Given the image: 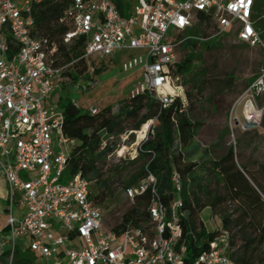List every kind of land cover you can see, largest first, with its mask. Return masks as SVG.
Here are the masks:
<instances>
[{
  "label": "built area",
  "instance_id": "obj_1",
  "mask_svg": "<svg viewBox=\"0 0 264 264\" xmlns=\"http://www.w3.org/2000/svg\"><path fill=\"white\" fill-rule=\"evenodd\" d=\"M42 2L0 0V178L8 212L0 235L7 228L9 264L18 241L26 242L41 264H187L179 174H171L176 193L171 204L153 195L147 224L127 225L120 234L103 229L102 212L89 199L91 183L80 173L65 175L68 148L75 141L65 136L63 114L52 95L70 81L68 73L76 74L80 60L86 69L73 87L86 93L99 84L90 58L112 59L121 50H139L120 65L124 74H140L128 97L148 94L167 107L183 88L172 73L185 40L179 34L197 26L200 18L214 25L213 37L231 36L264 55V38L255 28V0H70L60 19L70 25L62 45L67 52L77 47L81 57L69 60L56 53L48 38L34 34L32 9ZM89 112L95 114L96 108ZM262 121L264 68L229 110L226 128L233 148L235 132L259 129ZM120 151L118 157L125 159ZM155 183L147 173L124 190V197L132 203L148 188L153 191ZM231 252L230 234L221 230L190 264H237Z\"/></svg>",
  "mask_w": 264,
  "mask_h": 264
},
{
  "label": "trees",
  "instance_id": "obj_2",
  "mask_svg": "<svg viewBox=\"0 0 264 264\" xmlns=\"http://www.w3.org/2000/svg\"><path fill=\"white\" fill-rule=\"evenodd\" d=\"M69 5L70 0H43L32 9L34 34L48 38L56 45V53L66 60L81 57L77 47L67 52L62 45V36L70 29V25L61 23L60 19L66 17ZM254 20L256 30L264 38V0H255ZM209 25L208 20L200 18L196 27ZM197 28L186 30L184 36L182 35L185 38L182 47L187 50V54L172 72L174 77L181 79L182 87L184 82H190L191 88L184 93V98L176 97L169 106L163 107L158 99L144 94L134 99L127 96L117 106L107 105L91 114L89 109L78 107L70 98L59 97L63 132L75 141L65 175L80 173L91 183L89 199L100 211L110 209L115 203L114 190L111 187L115 178L127 176L122 186L124 195V190L136 186L147 173L155 177L153 191L148 188L143 194L136 195L132 203L125 198L128 209L120 214L113 227H103L120 234L127 225L139 227L141 223H148L146 209L153 195H157L165 206L171 204L176 196L171 174L176 171L181 180L179 196L185 212L182 222L183 238L187 247L185 262L190 264L208 248V242L219 231L226 230L231 238L230 257L237 264H264V187H261L253 176L246 174L244 166L243 169L237 167L232 146L226 150H202L195 144L202 123L193 115L196 108L192 104V97L195 94L191 92L197 90L199 94L203 89L213 90L207 102L214 104V98L233 85V78L229 76L226 78L227 82H216L215 85L201 79L205 77L206 71L195 66V62H200L201 59L200 53L196 52V44L201 43L205 50H211L219 46L220 38L200 42V31ZM7 39L10 43V36H7ZM261 58L260 68L257 74L246 81L247 86L264 68L262 52ZM195 68L198 69L194 71ZM85 69L84 60L77 62L76 74L68 73V84L76 83ZM95 73L98 74L97 71ZM149 121H152V125L147 137L139 144L135 156L128 162L129 166L115 165L107 174L103 173L99 164H103L114 152L117 146L114 139L128 133V137L132 139L133 134ZM200 153L201 159L210 157V160L202 164L193 162L192 158ZM197 167L201 174L196 172ZM261 167L264 169V166ZM254 183L259 185L261 190L256 188ZM247 201L249 202L246 203ZM233 203L236 207H242L241 215L236 219L228 212L224 214L218 209L223 204ZM205 208H210L213 215L218 214L221 220L219 231H206L200 220V213ZM234 226L240 227L239 234L243 240L239 250H234ZM248 227H252L254 234L246 232ZM3 232L7 233V228H4ZM9 255V248L0 251V263L9 264ZM36 260L37 257L28 249L21 253L15 248L11 264H36Z\"/></svg>",
  "mask_w": 264,
  "mask_h": 264
},
{
  "label": "rangeland",
  "instance_id": "obj_3",
  "mask_svg": "<svg viewBox=\"0 0 264 264\" xmlns=\"http://www.w3.org/2000/svg\"><path fill=\"white\" fill-rule=\"evenodd\" d=\"M17 3L21 5L20 2ZM195 28L197 27H193V29ZM197 30L200 31V42L205 43L210 38L218 40L217 37H213L215 36V28L212 24L209 26H201L200 28L198 27ZM183 34H179L180 38ZM183 38L184 37L181 39ZM196 52L200 53L201 59L200 62H195V66L204 68L206 71L205 77L201 79L215 85L216 82H227L226 78L229 76L233 78V85L230 89L223 90L221 95L216 96L214 98V104L212 102H207V98L212 94L213 90L203 89L199 94L197 90L191 92L195 94L192 97V104L196 108L193 115L202 123V128L196 136L195 144L202 150L209 148L213 150H218L220 148L221 150H226L230 146L233 147V139L229 136L226 128L229 110L234 100L247 87L246 81L257 74L260 68L259 63L262 61L261 52L258 48H246L243 47L242 44L237 43L234 39L224 37L220 38L219 46L211 50H205L201 43H197ZM138 54H140L139 50H121L112 59L90 58L88 63L98 72V86L89 92L83 93L80 89L74 88L73 85L67 83L61 85L55 93H53L52 100L56 101L59 97H67L82 109H99L107 105L117 106L128 96L130 84L140 78V74L130 78L128 74L122 73L120 71L121 62L128 57ZM186 54L187 50L180 45L177 50L178 59L181 61ZM198 68H195L194 71ZM177 83L180 85L181 79H179ZM190 88V82H184V87L179 92V95L184 98V93L189 91ZM215 104L217 105L216 109ZM151 125L152 123L150 121L144 124L139 131L133 134L132 139L128 137L129 133L114 139L117 145L114 152L103 164H99V168L102 172L107 174L115 165H122L123 167L129 166L128 162L135 156V150L142 140L147 137ZM234 139L235 148H233V152L237 167L243 169L244 166L246 174H248V176H253L254 180L258 181L261 187H264V169L261 167L264 166V121H262L261 127L254 131L247 133H242L240 131L235 132ZM68 149L71 153L73 147L70 146ZM122 150L125 159L118 157V152L120 151V154H122ZM209 160L210 157L201 159V153L192 158V161L198 164H202L203 162L207 163ZM196 172L201 174L198 167L196 168ZM126 178L127 176H122L120 178H115L112 182L111 187L114 190L115 203L110 209H101L103 227L105 229L113 227L120 214L128 209V202L123 195L122 187ZM253 185H256L255 187L260 189L259 185L256 183ZM248 202L249 201L246 203ZM252 204L254 203L252 202ZM6 208V191L5 187L0 184V228L4 226L7 218L8 212L2 211ZM218 209L224 214L228 212L229 215H232L233 219H236L241 215L242 207H236L233 203L230 205L223 204L218 207ZM18 213L19 210L15 204L14 215ZM200 220L208 232L219 231L221 228V220L218 214L213 215L210 208H205L200 213ZM239 229L240 227L237 226H234L232 229L235 241L234 250H239L243 245ZM246 232L248 234H254L252 227H248ZM6 248L7 237L0 236V251ZM16 248L22 253L27 249V243L18 241ZM35 263L41 264L39 260Z\"/></svg>",
  "mask_w": 264,
  "mask_h": 264
},
{
  "label": "crops",
  "instance_id": "obj_4",
  "mask_svg": "<svg viewBox=\"0 0 264 264\" xmlns=\"http://www.w3.org/2000/svg\"><path fill=\"white\" fill-rule=\"evenodd\" d=\"M137 74H139V73H138V72H135V73H132V74H128V76H129L130 78H132L134 75H137ZM96 76H97V74H96ZM132 84H133V82H132ZM132 84H130L128 90L130 89V87L132 86ZM0 184H1V186L4 187V182L2 181L1 178H0ZM18 210H19V209H18ZM2 211H6V209H4V210H2ZM19 213H20V210H19ZM2 234H3V235H2ZM2 234H1L0 236L7 237V233H4L3 230H2Z\"/></svg>",
  "mask_w": 264,
  "mask_h": 264
}]
</instances>
